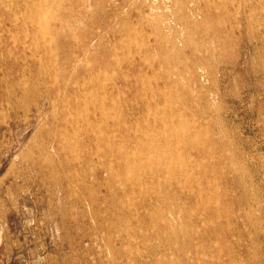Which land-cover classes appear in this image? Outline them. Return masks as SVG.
<instances>
[{"label": "rangeland", "instance_id": "374dc122", "mask_svg": "<svg viewBox=\"0 0 264 264\" xmlns=\"http://www.w3.org/2000/svg\"><path fill=\"white\" fill-rule=\"evenodd\" d=\"M41 1L30 9L35 35L22 34L42 48L25 60L50 78L24 84L65 98L73 64L85 83L101 77L114 109L91 135L108 151L106 181L82 186L84 158L68 145L60 157L49 149V172L32 166L44 141L36 129L49 121L18 112L10 131L13 80L0 73V264H264V0ZM89 32L96 41L85 47ZM86 91L82 100L103 101ZM35 178L46 185L37 190Z\"/></svg>", "mask_w": 264, "mask_h": 264}, {"label": "bare ground", "instance_id": "6f19581e", "mask_svg": "<svg viewBox=\"0 0 264 264\" xmlns=\"http://www.w3.org/2000/svg\"><path fill=\"white\" fill-rule=\"evenodd\" d=\"M145 1L146 0H141L139 9L143 8V6L145 5ZM41 2V0H0V61L4 62V65L0 67V73L3 77L10 78L11 81L13 80L11 84H7V90L10 96L6 100V105L9 106L14 112L9 120L10 131L20 126L21 119L18 112H24L25 114L34 112L35 119H39L44 112L47 120L49 121V126L42 125L36 129V134H39L42 130V132L44 133V141H42L38 147L37 153L39 157L36 162L32 163V166L36 168L38 167L41 172H49V170L45 166L49 157L51 156L49 153V149H53L55 155L60 157L64 152L63 145H68L74 157L79 152L84 158V169L79 172L81 178L76 175L77 179L81 180V185L83 186L88 183L89 185L91 184L97 187H101L104 186V183L106 181L104 174L107 171V164L105 160L107 159L108 151L107 148L102 147V145L104 144L102 136L98 135L93 137L91 133L93 132V129L97 128L98 126L101 128L105 126L106 116L108 115L107 110L114 109V104H111L112 100L110 101L111 106L105 107L104 105V101H106L107 99V94H105L107 90L104 84H100L101 77L99 75H94L89 78V80H87L88 83H85L84 77L78 74L81 67L73 64V73L71 75V77L74 76L73 83L70 86L68 84H65L62 88V91L64 90V94H66L65 98H59L58 93H53L55 92L54 89L52 87H48L47 85H44L42 87L37 85L35 86V88L31 89L28 86L26 87V85L24 84V81L37 82L39 78H50V74L44 71V65H42V62L36 63L31 60H25L27 54L28 56H34L42 48L41 46L32 43V40H34V38L31 37V34H33L34 32L32 30L34 27L35 19L37 20V13H33L32 10H30L32 8H36L37 3V5L39 6L40 4L41 7ZM122 6L128 7V0H124ZM153 10L154 7L150 5V7H148V14L154 15ZM146 21L145 25L146 27H149L150 21ZM108 23L109 21L107 18H104L101 21V25L105 27L108 26ZM183 25L187 28H194L196 26L195 23L189 20H185ZM157 30L159 31L158 28ZM26 31H30L31 34H22L27 33ZM57 34L58 33L56 32V36ZM27 35L31 38L30 41L28 39H25ZM27 40L29 41L28 44L26 42ZM95 41V34L93 32H89L83 38L82 44L87 47L89 45H92ZM101 41L102 39L100 38L99 44H101ZM107 63L108 62L102 64L100 69H103V66H107ZM117 78L119 77L110 76L109 80H116ZM53 80L55 79L53 78ZM162 81L165 83H163ZM156 82L158 84H163V87L168 85L167 78H157ZM92 86H95L96 89H99L101 94L104 95H102V102H97V99L95 98L97 96L92 97L91 99L89 98L90 100L88 101H86L85 99L82 100L85 91ZM69 89L71 90V94L67 96ZM109 92L113 97L120 93L116 85H112L111 88H109ZM150 93L153 95L152 92ZM53 94H55V97H53ZM27 95L31 96L30 100H25V97ZM44 104H46L45 107ZM86 104L88 105V107H90V109L86 108ZM133 107H135V109H140V111H144L146 107L148 108L149 106L146 105L144 108L142 104H135L133 105ZM141 108L143 109L141 110ZM149 118L150 115L147 116V120H144V122H146L148 126H152V121L149 120ZM24 120L28 125L29 122H27L26 119ZM159 123L160 122H157L156 125L158 126ZM139 125L141 124H136V126ZM154 127L156 126L154 125ZM60 131H69L70 136L64 138L59 135ZM82 135H84V137L82 139L79 138ZM62 139H64L63 142H61ZM16 140L17 139H15V141ZM77 150L78 152L76 153L75 151ZM111 152L113 155L115 154L114 157L118 156V146H116L115 151L112 150ZM92 153L95 154V159L91 157ZM43 156H46L47 158H44ZM74 157L72 159L74 165L77 164V166L82 167L81 165H79V161H76L77 158ZM89 166L93 171L91 182H87V177L90 173ZM157 170L159 171V169ZM45 185L46 181L43 178H35L32 184V186L36 187L37 190L44 187ZM110 192L113 193L114 190L110 188ZM33 203L36 206L43 207V203L39 199H36ZM2 247V244H0L1 249ZM115 253L118 255L122 253V250L119 251V248H117Z\"/></svg>", "mask_w": 264, "mask_h": 264}]
</instances>
